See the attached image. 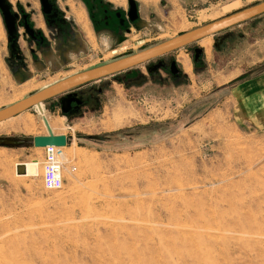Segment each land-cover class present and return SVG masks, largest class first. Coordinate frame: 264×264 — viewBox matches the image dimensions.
Masks as SVG:
<instances>
[{"label":"rangeland","instance_id":"374dc122","mask_svg":"<svg viewBox=\"0 0 264 264\" xmlns=\"http://www.w3.org/2000/svg\"><path fill=\"white\" fill-rule=\"evenodd\" d=\"M105 1L128 9V0ZM134 1L139 27L116 46L96 37L79 1L57 0L87 51L25 85L8 69L0 14V109L264 0ZM159 60L175 61L185 82L163 70L153 77L145 64L73 90L85 103L78 115L63 114L64 94L43 114L0 123V264H264V110L248 100L244 114L224 85L264 70V15ZM43 118L69 138L59 191L43 188V150L32 146L48 134ZM35 162L38 174H16V164Z\"/></svg>","mask_w":264,"mask_h":264},{"label":"flooded vegetation","instance_id":"af4514ba","mask_svg":"<svg viewBox=\"0 0 264 264\" xmlns=\"http://www.w3.org/2000/svg\"><path fill=\"white\" fill-rule=\"evenodd\" d=\"M36 1L38 7H32L30 2L23 4L20 1L13 5L11 0H6L9 6V19L12 22V27L5 28L8 69L14 81L24 83L22 85L28 83L34 72L55 74L65 71L72 65L74 58H79L87 51V42L78 33L76 25L65 16L57 0ZM77 1L87 11L88 20L96 37L106 36L113 45L123 43L126 34L131 32L132 28L139 27L140 16L137 12V18L131 20L129 5L127 10H122L105 0ZM129 54L131 53L124 56ZM159 59L161 58L145 63L148 72L155 77L159 70H163L168 73L173 83L176 84L179 79L183 83L185 77L175 65V61L170 60L166 63ZM200 59L201 54L195 59V63H199ZM154 61L155 63H152ZM128 71L130 70L125 72ZM126 78L125 80L129 79ZM57 105L58 103H54L53 107ZM84 105L74 91L65 94L60 103L66 116L78 115Z\"/></svg>","mask_w":264,"mask_h":264},{"label":"water","instance_id":"95a60500","mask_svg":"<svg viewBox=\"0 0 264 264\" xmlns=\"http://www.w3.org/2000/svg\"><path fill=\"white\" fill-rule=\"evenodd\" d=\"M130 7L129 13L131 20L137 18V5L134 0H128ZM0 13L3 18L6 29L12 27V22L9 17V6L6 0H0ZM264 15V1L258 2L242 10L236 11L228 16L205 24L193 30L183 32L174 38L157 43L138 52L131 53L127 56L116 58L108 63L90 68L88 70L76 73L55 82L52 85L35 91L20 101H17L7 107L0 109V123L10 120L34 107H39L43 103L67 94L77 88L85 86L92 82H97L102 79L115 76L127 70L141 66L145 63L161 58L167 54L188 47L197 43L204 38L217 35L221 32L242 25L248 21ZM194 59L198 58L201 50L195 49ZM174 66V63H172ZM44 124L47 129V135L37 136L32 138V146L36 149L49 146L67 147L69 139L64 135H54L50 130L46 120Z\"/></svg>","mask_w":264,"mask_h":264},{"label":"crops","instance_id":"0c3cea01","mask_svg":"<svg viewBox=\"0 0 264 264\" xmlns=\"http://www.w3.org/2000/svg\"><path fill=\"white\" fill-rule=\"evenodd\" d=\"M241 74L242 73H238L237 75L231 77L228 80V82L224 84V85L230 86V89H229L230 97L233 100L236 96L238 99H240L239 98L240 96L242 97L241 98L242 100L240 99L239 101L245 102L243 103L244 114L252 113V110L248 109L247 107L248 100L251 101L249 104L250 107L252 106L251 108L258 105L259 109H255L254 111L264 110V70L257 72L256 74H248V76L246 77L245 76L241 77ZM184 76H186V74L183 72V77ZM185 80L186 79H184V82Z\"/></svg>","mask_w":264,"mask_h":264},{"label":"built area","instance_id":"2783aa9c","mask_svg":"<svg viewBox=\"0 0 264 264\" xmlns=\"http://www.w3.org/2000/svg\"><path fill=\"white\" fill-rule=\"evenodd\" d=\"M63 154V148L60 147L43 148L42 185L47 191H59L62 187Z\"/></svg>","mask_w":264,"mask_h":264},{"label":"bare ground","instance_id":"6f19581e","mask_svg":"<svg viewBox=\"0 0 264 264\" xmlns=\"http://www.w3.org/2000/svg\"><path fill=\"white\" fill-rule=\"evenodd\" d=\"M208 38V37H207ZM205 39V38H204ZM74 75V74H73ZM71 76V75H70ZM44 88V87H43ZM34 108H36L37 110H38V112L40 113V114H43V110H42V107H41V105L39 106V107H34ZM45 118H43V120H44ZM46 120V119H45ZM47 122V121H46ZM1 123H3V122H1ZM43 123H44V121H43ZM48 124V123H47ZM45 125V124H44ZM49 126V128H51L50 127V125H48ZM46 127V126H45ZM51 130V129H50ZM53 133V132H52ZM68 138V137H67ZM69 139V138H68ZM61 148V147H60ZM65 148L66 147H64L63 148V151H65ZM38 149H40V150H43V149H41V148H38ZM62 161L63 162H67V159H66V156H65V154H63V158H62ZM15 170H16V174L18 175V176H23V177H29V176H34V175H36V174H38L37 172H38V163L37 162H35V163H22V164H16L15 165ZM62 188V187H61Z\"/></svg>","mask_w":264,"mask_h":264}]
</instances>
